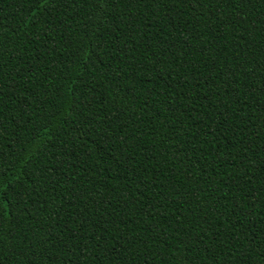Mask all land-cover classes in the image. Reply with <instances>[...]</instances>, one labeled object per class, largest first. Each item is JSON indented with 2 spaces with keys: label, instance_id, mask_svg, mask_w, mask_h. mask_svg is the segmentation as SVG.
Listing matches in <instances>:
<instances>
[{
  "label": "trees",
  "instance_id": "1",
  "mask_svg": "<svg viewBox=\"0 0 264 264\" xmlns=\"http://www.w3.org/2000/svg\"><path fill=\"white\" fill-rule=\"evenodd\" d=\"M0 264H264V0H0Z\"/></svg>",
  "mask_w": 264,
  "mask_h": 264
},
{
  "label": "snow or ice",
  "instance_id": "2",
  "mask_svg": "<svg viewBox=\"0 0 264 264\" xmlns=\"http://www.w3.org/2000/svg\"><path fill=\"white\" fill-rule=\"evenodd\" d=\"M4 195H5V197H7V192H5ZM8 202H11L10 198L8 199Z\"/></svg>",
  "mask_w": 264,
  "mask_h": 264
}]
</instances>
